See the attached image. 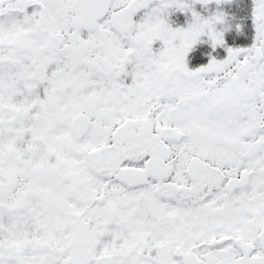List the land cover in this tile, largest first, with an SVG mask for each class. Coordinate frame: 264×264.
Wrapping results in <instances>:
<instances>
[{
  "label": "snow or ice",
  "instance_id": "6c2138e0",
  "mask_svg": "<svg viewBox=\"0 0 264 264\" xmlns=\"http://www.w3.org/2000/svg\"><path fill=\"white\" fill-rule=\"evenodd\" d=\"M0 264H264V0H0Z\"/></svg>",
  "mask_w": 264,
  "mask_h": 264
}]
</instances>
